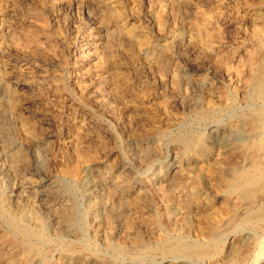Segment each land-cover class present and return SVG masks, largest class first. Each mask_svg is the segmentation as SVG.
<instances>
[{
  "label": "bare ground",
  "instance_id": "obj_1",
  "mask_svg": "<svg viewBox=\"0 0 264 264\" xmlns=\"http://www.w3.org/2000/svg\"><path fill=\"white\" fill-rule=\"evenodd\" d=\"M208 1L0 0V82L15 122L8 129L0 120L2 139L15 137L33 151L50 128L42 116L27 115L29 102L21 100L32 93L44 98L47 106L55 102L52 92L58 97L55 118L60 121L56 133L48 132L54 143L48 151L52 156L56 144L68 145L71 162L58 173L77 178L80 184L83 170L117 152L109 132L93 127L84 108L99 117L114 111L119 122H127L124 141L142 135L182 146L178 159L168 164L171 154L161 155L164 165L158 170L151 167L143 184L152 190V180L162 183L175 170L170 194L165 195L173 204L164 213L176 218L172 232L152 246L119 245L103 258L89 254L101 264H125L128 256L136 262L159 256V264H264V0H217L214 12L204 8ZM228 35L233 42H227ZM52 54L59 55L64 72V76L59 72L56 83L46 77L49 67L39 58ZM66 74L70 86L63 81ZM1 146L7 151L4 141ZM50 155L48 160L56 158ZM52 176L49 171L37 178L39 195L45 196ZM19 187L11 191L12 197L19 194ZM40 200L52 213L48 199ZM74 211L63 207L59 214L70 222ZM179 212L202 219L206 239L184 240L175 234L182 230L184 216ZM0 215L7 227L0 229V246L10 243L34 252L24 255L26 264H59L52 253L56 245L37 212L31 211V220L26 221L0 203ZM58 241L62 264L73 253L83 256L90 251L84 236ZM225 245V255L212 250Z\"/></svg>",
  "mask_w": 264,
  "mask_h": 264
},
{
  "label": "rangeland",
  "instance_id": "obj_2",
  "mask_svg": "<svg viewBox=\"0 0 264 264\" xmlns=\"http://www.w3.org/2000/svg\"><path fill=\"white\" fill-rule=\"evenodd\" d=\"M215 2L217 3V0H209L208 2H204V5H205L204 8L206 7V9L212 10L214 12L215 7H216ZM215 18H216V15H215ZM62 29L65 30L66 27L65 28L63 27ZM229 36L230 35H228V37ZM53 38L55 39L54 36ZM229 38L230 39H228L227 42L228 43L233 42L232 40H234V38L231 36ZM57 53L59 52L57 51ZM56 55L54 56L52 54V55H47L45 57H41V56L39 57L43 61L42 64L49 67L47 71L48 75L46 77L53 79L54 80L53 83L58 82V81L55 82V80H58L59 78L58 75L61 72H62L61 74H63L64 76V72L61 71L62 69L60 66V62H58L60 57H58L59 55L58 56ZM54 58H56V60ZM65 76H66V79L63 78V81H65V85L70 86L72 83H70L69 78H67L68 75L66 74ZM0 83H1L0 84V98L2 95L4 96V97L2 96V98L0 99L1 100L0 101V106H1L0 112L2 113V114L0 113L1 115L0 120L1 119L5 120L7 123V128L10 129L11 127L15 125V122H14V119L10 117L11 116L9 112L10 109L8 108V106H6L7 101L5 100V87L3 86L2 82ZM50 84L52 83L50 82ZM49 94H51L50 96H52L55 101L54 103L50 101L48 103L49 106L47 105L46 102L45 103L47 106H45L44 100H43L44 98L38 95H34L32 93L30 94L31 98L30 96H28L29 94H27L21 100V102L23 101L25 102V100L29 102V104L25 105V107L28 106L27 110L30 111V113L27 115H31L34 112L32 116L33 115L35 116L36 114L38 116V117L36 116L37 118L39 119L42 118V120L46 119L45 122H47L49 125L45 127L50 128V129L48 131L45 130L44 133H42L43 136L40 137L41 139L37 141L36 145L38 147L35 146L33 148V151L30 149L28 150L27 149L28 147L24 146L23 144L22 146L21 143L18 144V141L16 142L15 137H11L6 140L0 137V142L2 141V143H0V148H1L0 151L2 154V155L0 154L1 155L0 156V203H4L5 206L12 212H15V213L20 212L21 216L23 218L25 217L24 219L26 221H29L30 219L29 214L31 211L37 212V214L40 216V218L43 221L45 233L50 238L53 239V242L56 245L55 246L56 248L53 247L54 250H52V253L54 254L55 261L57 262L59 261L58 262L59 264L65 263L63 256L62 255L60 256V253H59L60 251H58L59 247H57V245L60 244L58 241V238L63 237V236L68 241L75 239V237L84 236V238L87 240V243L90 244L89 252L87 251V253H85L83 256L82 255L79 256L78 254L73 253L69 257V261L67 262V264H101L102 261L100 259L96 260L93 258L92 255H89V254L90 253L93 254L95 252V254H98L97 255L98 257L103 258V257H106L112 254L113 249L119 245H122L125 248L129 249L131 246H134L135 244H140V243L145 244V245L150 244L152 246V245H155L161 239L163 240L166 236V233L167 232L169 233V230L172 229L171 227H173L174 224L176 223L175 217L169 218V216L164 215L166 206L173 204V201L170 200L171 201L170 202L169 199L165 198V195L167 193L170 194L169 183L175 177L176 172L175 170L171 172L170 175L165 177V180L162 183H159L156 180H152L154 183L153 185H151V189L154 191L150 190V188L148 187L143 186V184L146 180L145 178L148 176V173L151 167L153 168V170H158L160 169L161 166L164 165L160 158L171 154L166 163L168 164L169 162L175 159L177 160L178 156L182 152V146L176 143H172V142H169V143L165 142L164 144V142L153 141L149 137L142 136V135H135L134 137L131 136L130 140L126 139L124 141L123 139H125L126 137L125 135H126L128 125H127V122L125 121L119 122L118 117L114 113V111L112 110L106 111L104 114L103 112H101L100 113L101 117H99V115H97L98 113L94 115V113L91 110L88 111L87 108L89 107L84 108L85 112L87 114H90L89 118L91 120L89 119V121L90 123L93 124L91 125L93 127H95V125L96 127H102L101 129H103V131L105 130L107 131V132L105 131V133L109 132L108 136H109L110 143L112 144L117 143L118 148L116 147L115 150H117V152H115L114 155H111L108 158L104 157V159L102 160L103 161L102 163L93 164L89 168H87L88 172H87V169H85L83 170V172H81L83 175L79 173V175L81 174V176H84L82 178L83 182L81 181V184H80V182L77 181V178L75 180L73 177H70V175L65 174L64 172H63V175L58 173L60 170L67 169V165L65 164H68L69 162H71L70 161L71 156L67 154V150H66L67 148L65 149V147L68 145L62 147V144L61 145L59 144L60 146L58 145L59 146L58 147L56 144L55 151L53 150L55 155L54 154H52V156L50 155V152H51L50 146L53 144L52 145L53 147L54 143L52 142L53 139L48 137V132L50 131L55 132V133L57 132L58 130L57 125H58V122L60 121L59 120L60 118L59 119L55 118V116L59 113V110L57 107L58 97L55 93L51 92ZM27 96L29 97V99H26L28 98ZM37 103L40 105L41 109L40 107H38ZM35 104L37 105V107ZM42 106L44 107L42 108ZM53 107L55 109H53ZM2 110L4 112H2ZM47 111H51L50 112L51 114L49 115L47 114L46 115L47 117H46L44 115L47 113ZM111 111L115 116L110 113ZM3 113L5 114L4 117H3ZM108 115H110V117ZM9 118H11L13 121L10 120ZM63 119L61 120V122L64 124L66 122L65 121L66 117H64ZM117 123L118 125H116ZM53 127L55 128V130ZM111 129L113 132L108 131ZM116 134L120 135V139L122 141L118 140V138L116 137L117 136ZM3 141L6 145H8L7 151H4L5 149H2L1 145L3 144ZM69 143H71L70 139L69 141L67 140V144ZM48 149L50 152L48 151ZM61 149H63L62 150L63 152H61ZM58 150L60 152H58ZM47 154H49L51 158L55 156L57 158V159L54 158L56 159V161L53 158H52L53 159L52 161L48 160L49 155ZM66 155L68 156V158ZM59 165H60V168H59ZM50 167L52 169V172H51V169H49ZM47 170L48 172L50 171L51 176L53 175L51 179L52 183L48 189H45V191L48 190L47 192H45V196H42L38 194V190H36L38 189V185L34 183L36 182L37 178L39 180L41 179V175L43 176L44 173L47 174L48 173ZM90 172L92 175L93 173L95 175L94 176L90 175ZM120 175L121 177H118ZM27 176L30 178L32 177V180L28 178ZM89 176H91L90 177L91 179L89 178ZM93 179L94 180L96 179L97 181L96 186H95V183L93 182L94 181ZM19 182L21 183L20 185H18ZM18 186H20L19 190L17 191L19 192V194L17 195L18 197L17 196L12 197L11 191L16 189ZM159 186L160 187L163 186L162 187L163 190H161ZM152 187H155V188H152ZM20 188L22 189V191ZM159 191H161V193ZM41 198H45V199L47 198L48 199L47 201H49L52 204V207L55 208V209L54 208L52 209L53 211L52 213L51 211L44 210L42 208V206L40 205ZM130 198H133V199L131 200ZM126 204L128 207L126 206ZM36 205L38 206L35 208ZM112 205L116 207L114 209L115 212L110 209ZM129 206L130 207L132 206L131 209ZM63 207L73 208L75 210L74 211L76 213V216L74 217L75 221L74 219H71L72 221L70 222L68 220L67 221L63 220V218L60 216ZM54 211L56 214L54 213ZM179 213L180 214H178V216L183 215L181 214V212ZM185 216L183 217V219L181 218V221H180V224L182 225L181 232H177V233L174 232V233L179 234V237L183 238L184 240H187V239L197 240L201 238L206 239V237L202 235L203 232H201V230H203L204 228L205 222H201L203 221L202 219L191 217L189 216V214ZM63 221H66V222L64 223ZM202 225H203V228H202ZM159 227L162 230L159 229ZM1 228L5 230L7 227H6V222L0 215V229ZM172 230L170 232H172ZM130 232L134 234H131ZM199 234L202 237L199 236ZM111 247H114V248H111ZM212 250L214 252L217 251L220 254V256H222L227 253L228 249H227V245H225L224 247L222 246V248L212 247ZM28 252L29 251H27L26 249L18 248L17 246L13 244H10V243H7L6 245L4 244L3 246H0V259H1L0 264H21L23 263L22 259L24 255H27L30 257L32 255L33 256L35 255L33 254L34 252L33 253L30 252V254ZM159 261H160L159 256H155L153 259L140 260L137 262L132 260L130 256L125 257V264H144V263L145 264H151V263L159 264ZM23 264H26V263H23Z\"/></svg>",
  "mask_w": 264,
  "mask_h": 264
}]
</instances>
